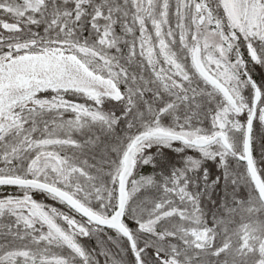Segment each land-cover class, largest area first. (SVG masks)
Listing matches in <instances>:
<instances>
[{"label": "snow or ice", "instance_id": "1", "mask_svg": "<svg viewBox=\"0 0 264 264\" xmlns=\"http://www.w3.org/2000/svg\"><path fill=\"white\" fill-rule=\"evenodd\" d=\"M0 264H264V0H0Z\"/></svg>", "mask_w": 264, "mask_h": 264}, {"label": "trees", "instance_id": "2", "mask_svg": "<svg viewBox=\"0 0 264 264\" xmlns=\"http://www.w3.org/2000/svg\"><path fill=\"white\" fill-rule=\"evenodd\" d=\"M238 226H239V224L234 225V227H238Z\"/></svg>", "mask_w": 264, "mask_h": 264}]
</instances>
